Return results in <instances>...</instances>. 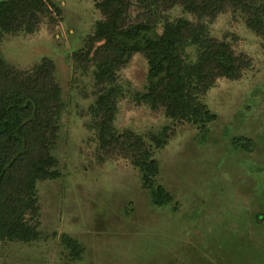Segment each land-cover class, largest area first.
I'll return each mask as SVG.
<instances>
[{
  "label": "rangeland",
  "instance_id": "rangeland-1",
  "mask_svg": "<svg viewBox=\"0 0 264 264\" xmlns=\"http://www.w3.org/2000/svg\"><path fill=\"white\" fill-rule=\"evenodd\" d=\"M53 1L61 10L36 32L0 40V56L19 69L49 58L64 101L52 149L60 176L38 184L41 237L0 242V264H264V34L251 29L249 13L230 2L204 21L210 36L249 60L240 78L221 77L202 97L217 115L208 131L133 100L148 79L142 54L119 72L125 95L113 125L116 134L140 135L157 158L158 182L171 195L157 206L131 160L101 147L99 117L90 109L97 96L92 66L74 59L103 18L101 0ZM142 11L131 8L134 18ZM163 13V19H194L179 5ZM164 127L168 140L157 148L152 134ZM64 234L82 245L81 259Z\"/></svg>",
  "mask_w": 264,
  "mask_h": 264
},
{
  "label": "trees",
  "instance_id": "trees-1",
  "mask_svg": "<svg viewBox=\"0 0 264 264\" xmlns=\"http://www.w3.org/2000/svg\"><path fill=\"white\" fill-rule=\"evenodd\" d=\"M230 2L241 5L249 13L251 29L264 34V0H101L97 8L103 18L84 50L74 53L76 61L92 66L97 96L90 109L99 117L95 125L101 147L109 153L120 150L131 160L154 205L171 202L170 193L158 182L157 158L140 135L116 134L113 125L119 99L125 95L119 72L135 54H142L148 79L143 91L133 93V100L164 108L170 119L208 131L217 115L202 97L217 79L240 78L249 66L229 43L210 36L204 24ZM134 5L144 12L136 18L131 13ZM178 5L194 19H163L165 9ZM55 9L61 10L53 0H0V40L7 33L36 32L47 17L54 18ZM96 42L100 44L94 47ZM55 71L49 58L19 69L0 56V242L31 244L42 234L38 184L60 176L52 149L64 101ZM168 134L167 127L152 134L157 148L167 143ZM63 239L72 256L81 259L79 241L67 234Z\"/></svg>",
  "mask_w": 264,
  "mask_h": 264
}]
</instances>
